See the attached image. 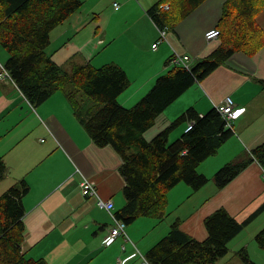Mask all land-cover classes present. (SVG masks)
Instances as JSON below:
<instances>
[{"label": "crops", "instance_id": "crops-1", "mask_svg": "<svg viewBox=\"0 0 264 264\" xmlns=\"http://www.w3.org/2000/svg\"><path fill=\"white\" fill-rule=\"evenodd\" d=\"M121 1L122 5L112 0L107 17L114 20L111 26L103 25L104 15L91 6L77 12V43L72 39L59 43L65 30L57 26L50 33L48 47L55 44L49 52L52 60L69 68L88 60L95 67L108 63L121 66L129 80L118 97L125 107L136 103L157 77L170 69L169 58L187 55L188 63L193 64L219 44V39L206 40L204 32L217 24L225 0H204L161 39L147 13L157 0ZM257 21L264 29V9ZM0 58L4 64L7 54L2 50ZM226 96L233 99L235 108L245 110L231 121L233 135L197 167L208 182L196 191L178 183L167 196L168 224L180 220L181 229L198 240L207 234L204 218L217 208L224 207L243 221L264 202V173L256 161L222 188L211 182L221 166L248 156L264 142V49L253 56L242 52L230 55L225 64L168 105L143 134L150 140L187 108L202 115L219 107ZM187 125V121L179 122L170 132L169 142L179 138ZM0 158L7 168L0 180V194L20 179L29 187L23 197L21 250L25 257L44 259L48 264H118V258L125 260L123 264H140V257L134 255L136 248L145 255L168 231L164 221L154 228V218L141 216L126 224L125 233L112 243H104L115 222L95 196L81 194L80 183L83 176L91 180L99 198L112 201L115 213L126 202L121 159L109 145L100 147L92 141L62 93L33 105L15 84L0 81ZM262 227L264 211L229 242L228 253L251 245L254 256L249 257L264 264V252L253 239Z\"/></svg>", "mask_w": 264, "mask_h": 264}, {"label": "trees", "instance_id": "trees-1", "mask_svg": "<svg viewBox=\"0 0 264 264\" xmlns=\"http://www.w3.org/2000/svg\"><path fill=\"white\" fill-rule=\"evenodd\" d=\"M203 1L157 0L147 13L159 29L166 27L168 31ZM164 4L167 9L162 8ZM81 5L82 0H0V45L7 53L4 66L33 105L62 93L92 141L100 147L109 145L119 155L126 202L115 212L118 219L125 224L141 216L161 221L167 214L168 193L175 185L182 182L196 191L208 182L197 167L233 135L232 122L228 125L216 107L202 115L189 107L152 139L146 140L143 134L168 105L225 64L230 55L242 52L253 56L264 49V29L257 22L264 0H225L214 26L220 33L218 46L193 64L172 63L169 58L170 69L130 107L118 101L129 85L121 66L108 63L95 67L88 60L74 64L67 72L46 50L51 31ZM181 121L192 123L191 128L169 142L170 132ZM252 161L264 173V142L251 149L248 156L216 170L212 177L215 185L222 188ZM6 172L0 158V180ZM28 191V184L20 179L0 194V264H48L44 259L25 257L21 250L25 231L23 197ZM263 211L264 202L238 221L219 207L203 220L207 232L203 240L183 231L180 220H176L145 257L151 264H217L228 253L229 242ZM254 240L264 250V227L254 234ZM236 254L242 264H257L245 247Z\"/></svg>", "mask_w": 264, "mask_h": 264}, {"label": "built area", "instance_id": "built-area-1", "mask_svg": "<svg viewBox=\"0 0 264 264\" xmlns=\"http://www.w3.org/2000/svg\"><path fill=\"white\" fill-rule=\"evenodd\" d=\"M114 6L118 7V3L114 2ZM162 8L167 9L168 5L164 4V5H162ZM166 32H167L166 27L159 29V38L161 39L162 37H164ZM219 34L220 33H219L218 28L212 27V28H209L208 30H206L204 32V37L206 40L210 41L213 39H218ZM156 44H157V42L152 44V47H156ZM189 60H190V58L187 55H178V56H174L172 58L171 62L172 63L188 64ZM5 80L14 84V81H13L9 71L5 68L4 64L0 63V81H5ZM217 108H218L219 112L227 120L228 125H230V122L232 120L238 118L245 110L244 107L235 108L233 99L230 96H226L224 98L222 104ZM191 126H192V123H188L186 130L191 128ZM80 191H81V194L85 197L95 196L97 204L100 207L104 208L106 211H108V213L110 214V216L112 217V219L115 222V225L111 228L109 234H107V236L104 238V243L106 245H109L110 243H112L114 241V239L116 238V236L125 233L126 224L124 223L123 220L118 219L116 217L115 213L112 212V208H113L112 201L100 199L96 193V188L94 186V183L91 180H89L83 176V179L80 183ZM135 254L140 257V264H151L147 260L145 255L141 254L137 248L135 250L134 255ZM124 262H125L124 259L118 258V264H123Z\"/></svg>", "mask_w": 264, "mask_h": 264}, {"label": "rangeland", "instance_id": "rangeland-1", "mask_svg": "<svg viewBox=\"0 0 264 264\" xmlns=\"http://www.w3.org/2000/svg\"><path fill=\"white\" fill-rule=\"evenodd\" d=\"M117 1H119L122 5L121 0H117ZM82 2H83L82 6L78 10H76L67 20H65L61 25H59L57 27V28H62L63 30H65L64 35L59 40V43H63L66 40L68 41V39H70V41L72 39L73 42L77 43V12L82 11V10H87L91 6L96 7L98 9L96 11H99L104 15V19L102 21L103 25L108 24L109 26H111L114 23V20H110V21L107 20L109 10H110V8H112V0H82ZM128 8L132 9V5H129ZM92 16H94V15H90V17H92ZM53 46H55V44L51 45L50 47H48L46 49L48 53L51 51ZM0 50H2L5 54H7L6 51L2 47H0ZM0 60H1V58H0ZM76 60H77V58H76ZM61 65L63 66V69L66 70L67 72L71 71V68H69L68 65H64V64H61ZM211 182L212 183L214 182L213 179H211ZM146 218H148V217H146ZM154 220H156L155 224L153 225L154 228H157L164 221V224L167 225L168 229H169L170 224H168V216H165L161 221L157 220V219H154ZM253 239H254V236H253ZM254 242H255V240H254ZM254 244H255V246L257 245L256 243H254ZM257 248H259V247H257ZM246 250H247L250 257L254 256V253L252 252V249H251V245H248ZM259 250H261V252H264V250H262L261 248H259ZM236 251L237 250H235L234 252H231V253H227L223 258H220L217 261V264H242V262H241L242 260L239 257V255L236 254Z\"/></svg>", "mask_w": 264, "mask_h": 264}, {"label": "bare ground", "instance_id": "bare-ground-1", "mask_svg": "<svg viewBox=\"0 0 264 264\" xmlns=\"http://www.w3.org/2000/svg\"><path fill=\"white\" fill-rule=\"evenodd\" d=\"M173 57H174V56H173ZM173 57H172V58H173ZM192 59H193V58H192ZM170 60H171V59H170ZM189 129H190V128H189ZM189 129H188V130H189Z\"/></svg>", "mask_w": 264, "mask_h": 264}]
</instances>
